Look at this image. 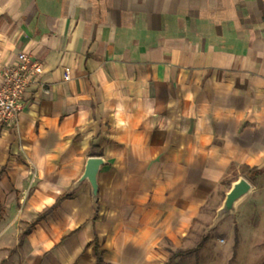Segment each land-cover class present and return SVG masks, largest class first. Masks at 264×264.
Instances as JSON below:
<instances>
[{"label": "crops", "instance_id": "0c3cea01", "mask_svg": "<svg viewBox=\"0 0 264 264\" xmlns=\"http://www.w3.org/2000/svg\"><path fill=\"white\" fill-rule=\"evenodd\" d=\"M21 52L42 72L0 128V264H264V0H0V75ZM89 156L97 211L84 182L19 243ZM240 178L248 233L211 251Z\"/></svg>", "mask_w": 264, "mask_h": 264}, {"label": "built area", "instance_id": "2783aa9c", "mask_svg": "<svg viewBox=\"0 0 264 264\" xmlns=\"http://www.w3.org/2000/svg\"><path fill=\"white\" fill-rule=\"evenodd\" d=\"M41 72V63L24 52L18 54L16 64L3 68L0 75V128H12L17 124L26 103V91ZM64 78L69 79L67 72Z\"/></svg>", "mask_w": 264, "mask_h": 264}, {"label": "water", "instance_id": "95a60500", "mask_svg": "<svg viewBox=\"0 0 264 264\" xmlns=\"http://www.w3.org/2000/svg\"><path fill=\"white\" fill-rule=\"evenodd\" d=\"M106 163V160L102 156H89L86 159L83 173L72 183L68 191V194H72L81 184L86 182L90 188L91 203L95 211L98 209V176L101 167L106 165ZM250 189L251 184L245 178H240L233 183L217 215L220 216L232 211L235 208V204L247 195Z\"/></svg>", "mask_w": 264, "mask_h": 264}, {"label": "rangeland", "instance_id": "374dc122", "mask_svg": "<svg viewBox=\"0 0 264 264\" xmlns=\"http://www.w3.org/2000/svg\"><path fill=\"white\" fill-rule=\"evenodd\" d=\"M218 210L216 212L215 221L212 223V226L208 230L210 236V248H211L210 250L219 253H225L226 255H230L234 251V244H235L234 235L237 234L236 231L233 234L234 223L238 224L237 227L239 228L242 237L246 236V234L248 233L247 228L245 227L243 221L245 218L243 214L236 213L235 208L232 211L220 216L217 215ZM220 237L226 239V243L224 245L219 244ZM1 260H3V256H0V262ZM8 262H10L9 264H12L13 259L11 258V260H9ZM242 262H245V258H242Z\"/></svg>", "mask_w": 264, "mask_h": 264}, {"label": "trees", "instance_id": "16d2710c", "mask_svg": "<svg viewBox=\"0 0 264 264\" xmlns=\"http://www.w3.org/2000/svg\"><path fill=\"white\" fill-rule=\"evenodd\" d=\"M69 197H70V194H62V195H60L52 206L44 209L42 212H40L36 216L35 219H33L31 222H29L25 226V228L23 229V231L19 234V243L22 242V240L24 239V237H26L29 234V232L31 231V229L35 226V224L38 221H40L41 219L45 218V216L48 213H50L53 210H55L64 199L69 198ZM203 241L199 243L198 248L202 245ZM235 243H236V237H235ZM94 255H95V259H96L95 264H104L103 259L101 257V253L98 250V247L96 245L94 246Z\"/></svg>", "mask_w": 264, "mask_h": 264}]
</instances>
